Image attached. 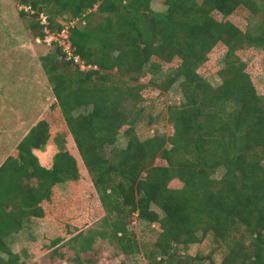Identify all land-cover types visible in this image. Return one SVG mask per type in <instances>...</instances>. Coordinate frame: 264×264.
Masks as SVG:
<instances>
[{
    "label": "trees",
    "instance_id": "16d2710c",
    "mask_svg": "<svg viewBox=\"0 0 264 264\" xmlns=\"http://www.w3.org/2000/svg\"><path fill=\"white\" fill-rule=\"evenodd\" d=\"M21 1L33 10L20 13H31L39 39L42 11L54 32L65 24L57 16L83 20L69 27L70 46L96 68L80 69L57 42L40 57L51 82L50 109L62 118L67 141L52 136L42 117L0 163V264H25L35 247L55 245L64 225L59 215L79 194L82 177L101 215L97 227L68 239L77 254L100 238L126 256L142 253L148 264H264V94L237 55L264 51V0H162L163 11L152 9L153 0ZM242 9L256 19H232ZM219 44L225 53L214 87L199 69ZM175 82L182 100L167 107V133L141 139L135 127L145 106L137 104ZM120 132L123 147L115 145ZM46 146L40 158L36 151ZM134 215L158 224L151 246L131 228ZM32 217L47 220L45 232L11 252L4 236ZM207 236L211 253L185 252Z\"/></svg>",
    "mask_w": 264,
    "mask_h": 264
},
{
    "label": "rangeland",
    "instance_id": "374dc122",
    "mask_svg": "<svg viewBox=\"0 0 264 264\" xmlns=\"http://www.w3.org/2000/svg\"><path fill=\"white\" fill-rule=\"evenodd\" d=\"M22 4L21 0H0V163L14 151L16 144L28 129L42 117L51 123L52 136L58 134L67 141L62 118L56 108L50 109L53 102L51 82L40 63V57L52 52L54 46L35 37L30 26L33 19L31 13H20ZM151 7L156 11H163L166 8L162 0L151 1ZM232 19L246 25L256 18H253L249 11L242 9ZM55 21L68 24L70 18L68 15L57 16ZM83 23V20L77 19L74 25ZM224 53L225 46L217 45L210 53L209 60L199 69L214 87L221 83L218 70L223 65ZM237 55L246 62V69L257 91L264 94V51L243 48ZM164 76L165 73L157 79L162 80ZM149 94L148 99L136 106H145L140 116L141 120L135 127L136 134L141 139L155 132L167 133L169 126L167 107L170 104H179L182 100L178 82L166 91L157 88ZM85 111L87 108L77 112ZM122 133L120 132L115 143L118 147H123L126 142ZM48 150L49 147L46 146L43 151H36V154L44 158ZM262 162L264 165V159ZM221 173L222 171L218 170L215 176L218 177ZM79 183L77 186L79 194H75L72 199L71 196L68 197L67 210L59 215L64 225L60 237L56 236L55 245L50 244L47 248L35 247L34 256L28 257L25 264H148L142 253L126 256L108 239L98 238L89 251L79 254L75 248H71L68 239L78 230L97 227L100 222L98 217L101 215L99 201L93 194L88 180L82 177ZM59 186L60 195L67 197L64 185ZM8 210L16 211L10 207ZM70 220L72 223L69 225ZM47 225L46 219L30 218L26 224L14 227L6 233L4 236L6 247L13 253L23 250L26 244L35 238V232L42 234ZM131 228L144 247L151 246L159 229L158 224L143 222L136 215L132 217ZM212 248L211 237L207 236L201 242L189 245L185 252L190 255L206 256L212 252ZM1 255L6 257L4 253ZM220 257L219 253H213L215 261L218 262ZM200 264H207V261L204 260Z\"/></svg>",
    "mask_w": 264,
    "mask_h": 264
},
{
    "label": "built area",
    "instance_id": "2783aa9c",
    "mask_svg": "<svg viewBox=\"0 0 264 264\" xmlns=\"http://www.w3.org/2000/svg\"><path fill=\"white\" fill-rule=\"evenodd\" d=\"M21 9H24L25 11H30L33 13V10H31L30 6L28 5H22ZM39 19L40 22L44 25V38L42 39L44 42H47L48 45L52 44V42H57L58 45L61 46L63 53H65L66 59H72L75 64L79 66L80 69H89V68H96V66L88 65L83 60L80 59L78 55H74L70 46L69 41V27L74 25V23L77 21V19H70L68 24H64L63 27L60 29L59 32H54L49 30L48 27V19L47 14L45 12L39 13Z\"/></svg>",
    "mask_w": 264,
    "mask_h": 264
}]
</instances>
